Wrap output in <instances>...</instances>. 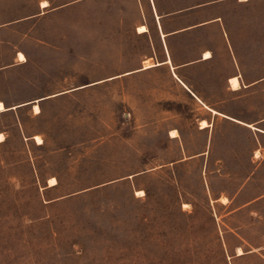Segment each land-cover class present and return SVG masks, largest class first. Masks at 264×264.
I'll return each mask as SVG.
<instances>
[{
    "label": "rangeland",
    "instance_id": "1",
    "mask_svg": "<svg viewBox=\"0 0 264 264\" xmlns=\"http://www.w3.org/2000/svg\"><path fill=\"white\" fill-rule=\"evenodd\" d=\"M43 1L0 0V264H264V0ZM167 44L225 114L133 72Z\"/></svg>",
    "mask_w": 264,
    "mask_h": 264
},
{
    "label": "crops",
    "instance_id": "2",
    "mask_svg": "<svg viewBox=\"0 0 264 264\" xmlns=\"http://www.w3.org/2000/svg\"><path fill=\"white\" fill-rule=\"evenodd\" d=\"M172 14L173 13L157 14V19H158L160 28L162 27L161 19L169 17ZM201 28L202 29L206 28V25L202 24V25H197V26H190V27L182 29L180 31H175V32L171 31V32H168L167 34L163 33V36H165V38H166V37H169V36H174L176 34L187 32L189 30L201 29ZM148 31H149V29L147 31H145V32H140V33L142 34V33L148 32ZM166 42H167V40H166ZM207 51H211V50H205L201 54V56H199L196 59L177 62L174 59V57L171 55L170 48H169V46L167 44V51H166V55L164 56V58H162L161 60L157 59V62H154V65L147 66V67H146V64L143 63L141 67L133 70V72H137V71L145 72V71H149V70H151L152 68H155V67L169 68L170 71L172 72V74H174L182 82V84L188 90V92L193 97H195L202 105L207 107L214 114H225L224 111L216 108L215 100H211V94L209 92V89L207 88L208 86H206V85L204 87H202V86L201 87L194 86V85L188 83L185 80L186 79L185 77H187L186 75L190 74V73H193V72H197L199 75L204 74L205 75V79H204L205 83L211 82V81L214 80L213 79V74H212V71H211V66L214 63V55H213V52L211 51L212 52V56L211 57H205V53ZM148 59L145 60V62H149V61H151V59L155 60V57L151 56ZM21 62H26V61H21ZM235 76H238L240 78L239 75H233V76L229 77V83L231 82V79L233 77H235ZM241 84H242V82H241ZM230 85L232 86L231 83H230ZM241 87H242V85H241ZM233 90H238V89H234L233 88ZM203 120L207 121V126L210 124V122H209L210 118H203L201 120V122ZM207 126H205V127L200 126V128L205 129V128H207Z\"/></svg>",
    "mask_w": 264,
    "mask_h": 264
},
{
    "label": "bare ground",
    "instance_id": "3",
    "mask_svg": "<svg viewBox=\"0 0 264 264\" xmlns=\"http://www.w3.org/2000/svg\"><path fill=\"white\" fill-rule=\"evenodd\" d=\"M41 5H42V7H48L49 5H50V2L48 1V0H44L42 3H41ZM148 30V27H147V25L146 24H141L139 27H138V31L139 32H145V31H147ZM212 56V52L211 51H207L206 53H205V57H211ZM19 57H20V59L22 60V61H27V57H26V55L23 53V52H20L19 53ZM149 60V59H148ZM151 65H154V63H151V62H148V64H146V67L147 66H151ZM231 84H232V87L234 88V89H240L241 88V80H240V78L238 77V76H235V77H233L232 79H231V82H230ZM5 109V105H4V102H2V101H0V111H2V110H4ZM35 109L37 110V111H39L40 112V110H41V107H40V105L39 104H35ZM35 110V111H36ZM240 122H242V123H246V122H244V121H242V120H239ZM250 126H253V124H249ZM201 126L202 127H205V126H207V121L206 120H203L202 122H201ZM172 133H174L173 135L174 136H177L178 135V131L177 130H173V132ZM2 135V134H1ZM36 138L39 140L38 142L39 143H43V139L41 138V137H39V136H36ZM57 183V179L55 178V177H53L52 179H50V184L51 185H54V184H56ZM142 192V191H141ZM244 252L242 251V250H239V254H243Z\"/></svg>",
    "mask_w": 264,
    "mask_h": 264
},
{
    "label": "trees",
    "instance_id": "4",
    "mask_svg": "<svg viewBox=\"0 0 264 264\" xmlns=\"http://www.w3.org/2000/svg\"><path fill=\"white\" fill-rule=\"evenodd\" d=\"M163 21H164V18L161 19V23H164ZM163 26H164V24H163Z\"/></svg>",
    "mask_w": 264,
    "mask_h": 264
}]
</instances>
